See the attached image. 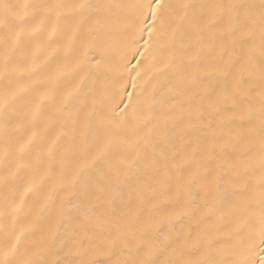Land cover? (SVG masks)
I'll return each mask as SVG.
<instances>
[{"label":"snow or ice","instance_id":"1","mask_svg":"<svg viewBox=\"0 0 264 264\" xmlns=\"http://www.w3.org/2000/svg\"><path fill=\"white\" fill-rule=\"evenodd\" d=\"M0 264H264V0H0Z\"/></svg>","mask_w":264,"mask_h":264}]
</instances>
